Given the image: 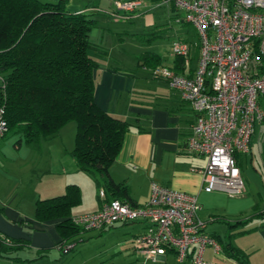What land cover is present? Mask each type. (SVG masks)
I'll return each instance as SVG.
<instances>
[{
  "label": "crops",
  "instance_id": "0c3cea01",
  "mask_svg": "<svg viewBox=\"0 0 264 264\" xmlns=\"http://www.w3.org/2000/svg\"><path fill=\"white\" fill-rule=\"evenodd\" d=\"M107 1L110 11L91 0H65L66 9L71 12L99 10L113 14L114 0ZM151 1L159 5L165 2ZM140 7H144L141 2L132 18L140 11ZM118 14L123 15L124 12L119 10ZM134 34L139 33H129L130 36ZM181 39L192 45L190 71H193L198 60V42L195 35L191 38L186 34ZM106 50L107 54L104 55L92 54L98 62L94 74V101L105 112L129 124L122 147L108 168L111 179L127 185L129 201L135 205L147 202L152 182L194 195L202 205L199 217L206 222L204 231L223 242L228 241L227 236L231 233L229 242L245 254L242 264H251L243 246L235 244L232 238L235 234L238 237L251 235L252 248L258 250L261 246L264 249V215L260 214L264 211V122L255 125L249 139L248 152L236 154L245 182V192L236 197L221 191L205 192L202 190L203 183L198 169L206 164V158L186 149V139L195 121L194 111L177 91L167 86L164 79L152 76L151 66L140 63L139 58L135 61V56L129 57L127 53L113 58L110 49ZM146 52L160 57L158 65L183 72L182 61L176 62L175 56L164 60L154 51ZM259 103L264 107V95L260 97ZM73 126L71 129L75 132ZM63 128L57 136L42 140L38 150L29 147L18 133L7 134L0 140V159L4 158L0 160V234L26 240L34 250L47 249L49 252L61 240L56 228L60 218L36 219V204L39 200L62 195L67 186L76 185L80 191V202L71 209L70 215L94 212L101 205L96 182L77 168L70 155L74 139L71 143H64L61 137L65 133L62 132L65 131ZM44 156L50 158L49 163L45 167H38V160L42 162ZM45 173L51 180L47 181L45 190L41 192L37 185H40ZM216 221L228 225L224 238L218 233V230H222L220 226L210 225L209 230L206 227ZM108 228L118 232L122 243L131 249L134 237L144 232L146 222L129 221ZM206 251L209 252L207 257ZM21 252H18L19 255ZM134 256L138 257L137 261L144 259L143 264H192L190 259L178 263L172 250L155 259L137 251ZM214 256L212 248L207 247L204 259L210 264H216L213 262ZM0 259L3 262H15L12 258L0 256ZM228 259L231 264H239Z\"/></svg>",
  "mask_w": 264,
  "mask_h": 264
},
{
  "label": "built area",
  "instance_id": "2783aa9c",
  "mask_svg": "<svg viewBox=\"0 0 264 264\" xmlns=\"http://www.w3.org/2000/svg\"><path fill=\"white\" fill-rule=\"evenodd\" d=\"M164 1L181 11L180 21L195 31L198 60L190 71L192 45L176 39L170 51L182 59L183 72L157 65L150 73L164 79L195 113L186 149L206 158L198 169L202 190L240 196L245 182L234 155L248 152L255 125L264 122V107L258 103L264 95V0ZM113 4L133 12L140 2L114 0ZM3 114L0 107V140L8 132ZM99 196L97 211L74 215L72 222L93 230L143 220L146 228L134 237L133 246L152 259L172 250L178 263L190 259L192 264H210L203 257L207 247L215 255L222 253L218 240L204 231L206 222L199 217L202 205L194 195L152 182L143 205L107 200L103 189Z\"/></svg>",
  "mask_w": 264,
  "mask_h": 264
},
{
  "label": "trees",
  "instance_id": "16d2710c",
  "mask_svg": "<svg viewBox=\"0 0 264 264\" xmlns=\"http://www.w3.org/2000/svg\"><path fill=\"white\" fill-rule=\"evenodd\" d=\"M114 9L113 13L118 15L119 10L115 6ZM123 12L130 20L132 13ZM102 14L107 13L71 12L66 9L65 0H0V107L8 125L7 134L22 135L34 150L39 149L42 140L57 136L65 125L73 123L75 137L70 155L77 168L88 174L99 190H104L107 200L119 199L136 206L129 201L127 185L114 182L108 173L129 124L105 112L94 101L98 62L92 54L104 55L107 50L90 40V32L98 23L94 16ZM175 58L178 63L182 61ZM139 62L153 68L161 59L144 52ZM79 202V188L69 185L64 194L36 204L37 220L61 219L56 226L61 237L60 249L74 244L88 231L72 222L71 209ZM260 214L264 215V211ZM230 236L231 233L226 242L216 239L224 256L242 263L245 254L232 246ZM29 248L26 240L0 234L3 258L21 263L24 258L18 252ZM35 251L36 256L48 252Z\"/></svg>",
  "mask_w": 264,
  "mask_h": 264
},
{
  "label": "rangeland",
  "instance_id": "374dc122",
  "mask_svg": "<svg viewBox=\"0 0 264 264\" xmlns=\"http://www.w3.org/2000/svg\"><path fill=\"white\" fill-rule=\"evenodd\" d=\"M91 1L107 11L111 9L107 0ZM136 1H140L144 7H140V11L133 18L131 17L132 20L124 16L119 17V15L110 12H108L109 14L94 16L98 19V23L90 32V40L106 49H110L111 57L117 58L127 53L129 57L135 56L134 60L136 61L141 56V53L154 51L161 55L162 59H169L173 56L170 51L172 41L181 39L186 34L191 38L194 36L195 31L193 28L189 24L180 21L183 18V13L173 9L169 2L159 5L151 0ZM136 8L129 13L133 14ZM129 33H139V35L130 36ZM73 125V123H68L64 126L63 130L65 131L62 132L65 133L61 135L64 143H71L72 139H74L75 132L71 129L74 128ZM51 159L54 160V158ZM0 160L3 161L4 158ZM38 161L40 164H36L38 167H45V164L49 163L50 158L44 156L42 162L40 159ZM46 174L40 185H37L41 192L45 190L47 181L51 180V177ZM34 185L35 182L32 186ZM24 189L27 190L28 187H24ZM210 225L220 226L222 230H218V233L222 238L225 237L226 228L228 227L226 223L211 222L206 226L208 230L211 227ZM232 239L235 244L243 246L242 249L249 255L251 264H263L264 249L261 246L258 250L257 248H252L251 235L238 237L235 234ZM73 245V249L67 251L56 246L45 253L44 256H36L37 253L33 248L25 249L20 253L24 261L19 264H143L144 260L139 259L137 261L138 257L134 256V252H136L134 246L132 247L133 249H130L127 244L122 243L120 234L115 230H109V228L85 231ZM205 254L207 257L209 252L206 251ZM213 262L216 264H231L229 259L222 253L215 255ZM0 264H16V262H3L0 259Z\"/></svg>",
  "mask_w": 264,
  "mask_h": 264
}]
</instances>
